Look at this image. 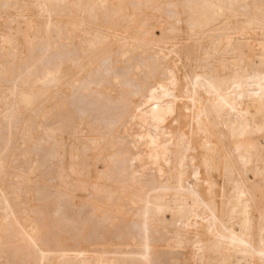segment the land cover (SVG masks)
<instances>
[{
    "label": "bare ground",
    "instance_id": "6f19581e",
    "mask_svg": "<svg viewBox=\"0 0 264 264\" xmlns=\"http://www.w3.org/2000/svg\"><path fill=\"white\" fill-rule=\"evenodd\" d=\"M0 264H264V0H0Z\"/></svg>",
    "mask_w": 264,
    "mask_h": 264
}]
</instances>
